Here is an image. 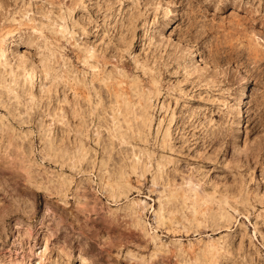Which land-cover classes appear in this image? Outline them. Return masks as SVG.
I'll return each mask as SVG.
<instances>
[{
  "label": "rangeland",
  "instance_id": "1",
  "mask_svg": "<svg viewBox=\"0 0 264 264\" xmlns=\"http://www.w3.org/2000/svg\"><path fill=\"white\" fill-rule=\"evenodd\" d=\"M0 264H264V0H0Z\"/></svg>",
  "mask_w": 264,
  "mask_h": 264
},
{
  "label": "bare ground",
  "instance_id": "2",
  "mask_svg": "<svg viewBox=\"0 0 264 264\" xmlns=\"http://www.w3.org/2000/svg\"><path fill=\"white\" fill-rule=\"evenodd\" d=\"M238 114H239L240 119H239V121L236 124V130L237 131H242V129L245 126L244 122H243L244 109H243L242 104L238 108Z\"/></svg>",
  "mask_w": 264,
  "mask_h": 264
}]
</instances>
